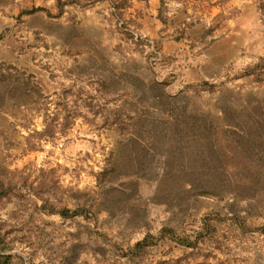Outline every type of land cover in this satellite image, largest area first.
<instances>
[{
	"label": "rangeland",
	"instance_id": "1",
	"mask_svg": "<svg viewBox=\"0 0 264 264\" xmlns=\"http://www.w3.org/2000/svg\"><path fill=\"white\" fill-rule=\"evenodd\" d=\"M160 7L0 0L11 264H264V0H168L167 22ZM208 215L197 248L135 249Z\"/></svg>",
	"mask_w": 264,
	"mask_h": 264
},
{
	"label": "trees",
	"instance_id": "2",
	"mask_svg": "<svg viewBox=\"0 0 264 264\" xmlns=\"http://www.w3.org/2000/svg\"><path fill=\"white\" fill-rule=\"evenodd\" d=\"M116 7L118 9L125 8L127 6L128 0H115ZM168 0H161V7H160V17L167 22L168 17L165 14V9L167 7ZM67 2H60L61 12L58 14L60 15L63 12L64 6ZM48 8L44 6H33L32 8L24 10L26 13H37L42 10H47ZM210 28H214L211 26ZM64 216L72 217L77 216L80 214H87L89 211L87 207L80 206L78 208L72 209L70 207H64L59 210ZM216 217L208 215L204 218V224L202 229L199 230L196 234L190 233H183L177 227L174 226H164L160 232V236H156L152 233L148 234L142 241L136 244L135 249H144L145 247L157 243L159 240L162 242L166 239H171L176 241L178 244H182L188 247L197 248L200 246V241H205V237L212 233L216 229V224H214L213 220ZM260 229L264 232V226ZM195 237V238H194ZM12 256L10 254H0V264H11Z\"/></svg>",
	"mask_w": 264,
	"mask_h": 264
}]
</instances>
